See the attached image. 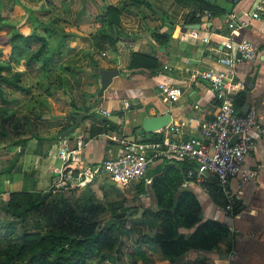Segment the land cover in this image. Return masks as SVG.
<instances>
[{
  "label": "crops",
  "instance_id": "0c3cea01",
  "mask_svg": "<svg viewBox=\"0 0 264 264\" xmlns=\"http://www.w3.org/2000/svg\"><path fill=\"white\" fill-rule=\"evenodd\" d=\"M126 1L117 22L104 28L114 38L109 41L100 38L98 30L103 27L106 7L119 5L121 0H0V63H9L10 73L24 70L21 82L28 87L26 92H20L2 86L8 101H0V122L7 117L8 125L4 120L6 134L1 136L0 143L4 145V141L12 139L4 150L13 152L14 159L10 171L0 174L3 194L19 189L41 190L48 186L41 185L38 179L43 169L50 175L51 183L53 177H66L67 171L86 169L114 153L120 140H139L141 134L137 129L144 115L168 111L170 122L178 126L183 136L197 134L218 102L209 83L193 73L196 69L218 67V56L230 57L232 51L222 44L227 39L246 37L257 47L254 59L241 58L234 63L231 95H242L243 103L237 108L253 106L257 119L264 123V0H214L225 7V12L212 16L201 13L198 28H193L196 35L187 26L191 23L183 22V15L195 9L188 1L138 0V5ZM256 4L262 8L256 10L258 16L254 17L251 13ZM152 30L168 33L166 43L154 41L150 36ZM32 31L44 38L45 47L29 68L23 62L40 44L25 39ZM14 33L21 35L13 40L20 45L19 49L10 47L9 37ZM204 37L207 42L202 40ZM132 52L154 57L157 66L129 68ZM42 57L50 60L52 68L39 69ZM111 68H116L117 73L102 90L97 103L89 112L84 111L86 114L73 133L51 139L60 123L71 122L72 113L83 111L78 108L90 101L83 93L97 97L99 70ZM159 83L178 87V99L166 98ZM69 100L74 102V110ZM101 117L116 123L118 129L102 128L90 134L93 120L97 122ZM20 123L26 127L22 133H15L13 128ZM250 133L256 141L243 165L254 168L255 177L243 183L230 179L223 191L227 198L224 206L213 204L200 183L202 180L188 179L186 185L181 182L180 186L194 192L200 217L212 216L223 221L227 231L210 249L188 250L175 259V264H264V131L256 135L251 129ZM65 146L73 149L74 155L61 166H70L68 170L58 171V154ZM161 166V162H152L145 177L158 175ZM227 204L230 208H226ZM141 218L137 220L131 215L121 223L120 249L103 264H172L151 240V234L157 230L155 220Z\"/></svg>",
  "mask_w": 264,
  "mask_h": 264
},
{
  "label": "trees",
  "instance_id": "16d2710c",
  "mask_svg": "<svg viewBox=\"0 0 264 264\" xmlns=\"http://www.w3.org/2000/svg\"><path fill=\"white\" fill-rule=\"evenodd\" d=\"M174 1H188L195 6V9L183 15L184 23H199V15L203 12H208V16H212L222 14L226 10L218 3H209L206 0ZM130 2L139 4L138 0H130ZM126 3V0H121L119 5L106 7L103 27L98 30L100 38L114 41L104 28L117 22L119 10ZM20 36L19 33H14L9 37L11 48H20L19 44L13 43V40ZM150 36L158 44L166 43L169 38L168 33L159 30L150 31ZM25 39L40 42L23 62L24 66L31 68L42 53L45 40L33 31L26 35ZM49 61L42 57L39 69L52 68ZM156 66L157 61L154 57L138 52L131 53L129 68ZM10 71L9 63H0L1 102L8 101L5 99L6 92L2 90V86L14 87L20 92H26L28 89L21 82L24 70L12 73ZM83 97L90 99L78 108L85 112H89L100 99L94 94L83 93ZM232 99L236 107L243 103V97L240 94L232 95ZM68 102L71 110H74V102L72 100ZM6 118H1L0 138L6 134L3 129V121L8 123ZM70 118L71 122L59 124L55 133L50 136L51 139H56L61 131L73 123L74 118ZM93 122L95 124L89 127L90 134L102 128L104 130L118 129L116 123L105 117ZM24 127L26 126L20 123L14 126L13 130L15 133H22ZM7 130L10 132V126ZM30 135L40 137L37 133H30ZM159 138L160 133L152 131L142 133L139 140ZM23 140L20 139L21 142ZM13 164L12 158L8 166L0 169V174L9 172ZM194 164V161L186 159L164 160L161 172L153 176L148 185L144 178L135 181L136 194L143 193L150 187L157 203L162 206L163 217L158 223L157 230L150 237L162 257L172 261V264H175V259L181 258L188 250L210 249L227 231L226 224L217 218L209 216L202 219L194 192L189 187L180 186L183 180L188 179L186 172ZM68 168L69 166H66L63 169L66 171ZM200 183L207 189L213 204L219 206L226 204V195L213 177L205 178ZM42 192L21 189L8 191L5 211L9 217L0 220V264H103L105 259L118 253L121 246L119 230L121 223L127 220L126 216L130 207L125 199L99 200L86 183L78 187L53 185L52 192L44 199H41ZM175 193H177L176 196ZM136 219L142 220L141 217ZM180 228L190 230L180 231Z\"/></svg>",
  "mask_w": 264,
  "mask_h": 264
},
{
  "label": "built area",
  "instance_id": "2783aa9c",
  "mask_svg": "<svg viewBox=\"0 0 264 264\" xmlns=\"http://www.w3.org/2000/svg\"><path fill=\"white\" fill-rule=\"evenodd\" d=\"M262 8L260 4L254 6L251 15L258 16L256 10ZM208 13V12H206ZM198 14V13H197ZM192 34L195 30L191 29ZM207 42V38L202 39ZM222 44L230 51V57L218 56V67L196 69L193 76L209 83L214 91L217 108L197 134L183 136L177 125L168 122L156 130L160 133L157 140H120V147L91 166L83 169L88 176L104 175L114 183L128 186L140 178L145 177L146 169L154 162L164 160H192L194 166L188 168V179L204 180L213 177L222 191H225L230 179H237L239 183L255 177L256 170L243 165V159L253 151L256 136L250 133L254 129L256 135L264 131V123L257 119L253 106H248L244 113L238 111L232 99V79L234 63L241 58L254 59L257 47L248 38L238 40L227 39ZM166 98L173 101L180 96V89L166 83L158 84ZM61 166L74 155V150L61 148L59 151ZM57 168H55L56 170ZM188 179L182 181L186 185ZM226 208H230L229 204Z\"/></svg>",
  "mask_w": 264,
  "mask_h": 264
},
{
  "label": "rangeland",
  "instance_id": "374dc122",
  "mask_svg": "<svg viewBox=\"0 0 264 264\" xmlns=\"http://www.w3.org/2000/svg\"><path fill=\"white\" fill-rule=\"evenodd\" d=\"M135 128V127H134ZM73 133V132H72ZM134 137H136L134 129L132 131ZM59 138V136H57ZM12 139L10 138L8 141H4V145L0 143V154L4 153V155H8L2 158H0V167L4 168L9 165L11 156H13V152H9L4 150V148L10 144ZM19 150V148H18ZM4 157V158H3ZM43 164L39 166V168H42ZM70 167V166H69ZM79 167V166H78ZM64 167H61V170H63ZM75 169V168H74ZM46 169H43L42 172L39 173L38 179L41 185H46L45 188L41 189L40 191H45L50 186H67L69 187H78V185L82 186L83 184H87L93 191L94 195L99 200H113L118 198L125 199L126 203L130 205L128 209L127 219L131 218V215L137 211V207L141 206L143 207V210L141 211V214L139 217L145 216L148 219H154L156 226H158L159 221L163 217V210L162 206L157 203L155 196L153 195L150 187L146 188L147 191L143 193L136 194L135 190V182H132L128 186H122L114 183L104 175H94V176H88L82 173V169L77 168L76 170L67 171V176L63 174L60 178H54L53 182L50 183V175L46 172ZM152 171H150L151 173ZM55 176V175H54ZM37 179V180H38ZM145 179V178H144ZM50 183V184H49ZM146 183H149V181ZM67 184V185H66ZM2 185L0 181V220L8 218V214L6 213V200L8 198L7 194H3ZM52 192V189H51ZM50 192V193H51ZM48 193V194H50ZM46 194L44 198L48 195ZM5 195V196H4ZM42 196V194H41ZM43 198V199H44ZM137 217V218H139ZM149 234V232H147Z\"/></svg>",
  "mask_w": 264,
  "mask_h": 264
},
{
  "label": "water",
  "instance_id": "95a60500",
  "mask_svg": "<svg viewBox=\"0 0 264 264\" xmlns=\"http://www.w3.org/2000/svg\"><path fill=\"white\" fill-rule=\"evenodd\" d=\"M208 2H213L214 0H207ZM190 28H198V23H191L187 24ZM117 73L116 68L111 69H100L99 70V77H100V86L96 91V95L100 96L102 90L110 83L112 76H114ZM248 108V104H245L241 109H238V111L244 113L246 109ZM86 113L84 111H79L77 113H72L74 117V121L71 125H69L66 129L61 131L58 135L59 137H63L68 135L70 132L74 131L76 127L79 125L80 119L83 115ZM170 121V113L168 111H163L162 113L155 114V115H144L141 118L140 121V127L137 129L138 134H142L144 132H152L156 131L160 128H162L165 124H167ZM52 186L48 187L47 190L42 192L41 199L44 198V196L51 192ZM143 210V207L138 206L137 211L132 214L133 218H137L140 216L141 211Z\"/></svg>",
  "mask_w": 264,
  "mask_h": 264
}]
</instances>
